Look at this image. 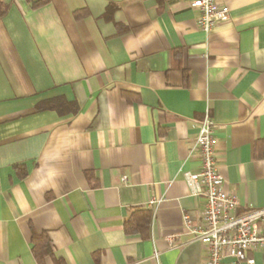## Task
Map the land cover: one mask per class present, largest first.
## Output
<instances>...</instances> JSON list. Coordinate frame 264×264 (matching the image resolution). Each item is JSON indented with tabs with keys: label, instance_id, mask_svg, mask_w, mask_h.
I'll return each mask as SVG.
<instances>
[{
	"label": "crops",
	"instance_id": "0c3cea01",
	"mask_svg": "<svg viewBox=\"0 0 264 264\" xmlns=\"http://www.w3.org/2000/svg\"><path fill=\"white\" fill-rule=\"evenodd\" d=\"M33 1L0 0V264H207V110L238 212L264 208V0H218L209 32L193 0Z\"/></svg>",
	"mask_w": 264,
	"mask_h": 264
},
{
	"label": "built area",
	"instance_id": "2783aa9c",
	"mask_svg": "<svg viewBox=\"0 0 264 264\" xmlns=\"http://www.w3.org/2000/svg\"><path fill=\"white\" fill-rule=\"evenodd\" d=\"M191 3L199 10L198 24L205 32L230 16L229 7L218 0H193ZM215 136V121L207 110L195 142L201 169L185 174L194 192L202 195L204 209L198 218L185 213L184 225L193 239L206 246L207 264H224L226 256L237 262L256 264L252 252L264 250V208L238 212L239 198L226 189L217 164ZM154 203V199L150 200V205Z\"/></svg>",
	"mask_w": 264,
	"mask_h": 264
},
{
	"label": "trees",
	"instance_id": "16d2710c",
	"mask_svg": "<svg viewBox=\"0 0 264 264\" xmlns=\"http://www.w3.org/2000/svg\"><path fill=\"white\" fill-rule=\"evenodd\" d=\"M49 0H34L33 1V7H40L46 3H48ZM138 212H142V221H139L137 224H134L132 221L133 214L130 218L126 220V230L129 232L133 231H139L143 233L144 235L148 236L149 232V226H150V219H151V214L147 210H138ZM35 246V252L40 261H42L44 255L50 253V249L48 248L49 245V239L48 237L45 236H40ZM35 239V237L33 238Z\"/></svg>",
	"mask_w": 264,
	"mask_h": 264
}]
</instances>
